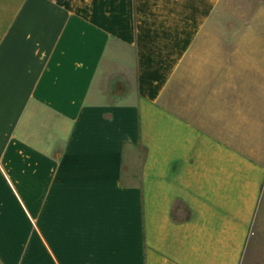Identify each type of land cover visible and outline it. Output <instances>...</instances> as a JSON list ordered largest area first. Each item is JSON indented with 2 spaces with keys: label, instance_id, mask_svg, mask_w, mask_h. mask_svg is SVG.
Returning <instances> with one entry per match:
<instances>
[{
  "label": "crops",
  "instance_id": "0c3cea01",
  "mask_svg": "<svg viewBox=\"0 0 264 264\" xmlns=\"http://www.w3.org/2000/svg\"><path fill=\"white\" fill-rule=\"evenodd\" d=\"M224 2L0 0V264H248L249 104L166 97Z\"/></svg>",
  "mask_w": 264,
  "mask_h": 264
},
{
  "label": "rangeland",
  "instance_id": "374dc122",
  "mask_svg": "<svg viewBox=\"0 0 264 264\" xmlns=\"http://www.w3.org/2000/svg\"><path fill=\"white\" fill-rule=\"evenodd\" d=\"M260 3L263 7L255 16ZM115 60L110 62L108 83L122 86V64ZM211 86L232 88L226 98L249 104L248 149L264 161V0H225L200 34L194 55L174 78L166 97L171 103L184 102L188 92L195 93L189 101H201ZM255 222V239L248 245L245 262L264 264V187Z\"/></svg>",
  "mask_w": 264,
  "mask_h": 264
}]
</instances>
